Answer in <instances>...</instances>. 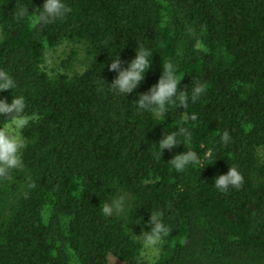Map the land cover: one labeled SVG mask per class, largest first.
Listing matches in <instances>:
<instances>
[{"label":"trees","instance_id":"1","mask_svg":"<svg viewBox=\"0 0 264 264\" xmlns=\"http://www.w3.org/2000/svg\"><path fill=\"white\" fill-rule=\"evenodd\" d=\"M42 3L0 0V70L34 116L22 167L0 177V264H264V0H65L62 19L18 15ZM64 42L84 46L86 66L50 75L46 57ZM138 44L153 51L151 68L133 93H114L108 64L118 52L131 60ZM166 61L186 95L192 81L205 93L138 112ZM179 128L201 161L181 172L168 160L185 146L159 155L156 145ZM229 166L244 182L218 191L212 181ZM121 198L118 212H102ZM157 211L170 232L144 263L136 235Z\"/></svg>","mask_w":264,"mask_h":264},{"label":"clouds","instance_id":"2","mask_svg":"<svg viewBox=\"0 0 264 264\" xmlns=\"http://www.w3.org/2000/svg\"><path fill=\"white\" fill-rule=\"evenodd\" d=\"M68 11L69 8L65 0H43L42 5L32 12H29L27 6L20 5L18 15L27 17L32 23H47L62 19ZM152 54L153 51L150 48L140 44L135 49V55L131 60H121L119 52L114 54L108 64L109 70L116 73L111 83H107L110 90L125 96L138 89L151 68ZM122 65L126 66L122 67ZM181 79L176 65L171 61H166L162 66V72L157 82L152 84L145 93H138V99L135 100L137 111L161 115L174 102L178 106H183L189 101L195 103L208 87L204 82L192 81L190 94L186 95L185 91L180 88ZM16 88L15 79L9 73L0 70V92L12 91L10 102L6 97L0 96V118H2L0 119V177H6L10 171L19 170L22 167V155L26 148L23 130L34 119V116L26 112L25 96L13 94ZM192 119L195 120L196 117L192 116ZM229 138L227 132L221 137L224 142H227ZM190 142V133L184 128H179L164 132L156 145L160 155L163 150H172L180 144L186 148ZM168 162L177 172L186 170L190 165L201 163L197 154L187 148L184 152L174 154ZM212 182L218 191L224 192L229 188L241 187L244 177L237 167L229 166L225 174L216 176ZM113 206V204L106 202L102 212L105 215L110 214L113 211ZM115 206L120 207L119 203H116ZM147 225L148 230L143 231L138 236L141 238L143 247L155 254L164 238L169 235L170 229L163 222L158 211L151 212Z\"/></svg>","mask_w":264,"mask_h":264},{"label":"rangeland","instance_id":"3","mask_svg":"<svg viewBox=\"0 0 264 264\" xmlns=\"http://www.w3.org/2000/svg\"><path fill=\"white\" fill-rule=\"evenodd\" d=\"M2 38V32L0 31V40ZM71 53L74 54V59L71 62V65L68 69H65L61 66V63L67 59ZM87 63V57L85 54L84 46L82 44H73L71 42H64L58 47H56L53 51L48 53L46 57V61L44 64L45 70L50 75H55L56 73H66L71 74L74 71H82ZM126 198V197H125ZM113 199L111 200V204H113V211L118 212L121 208L124 207L126 199ZM116 203H119L120 207L117 208L115 206ZM137 234L136 238H140ZM162 245V244H161ZM161 245L158 248V251L153 254L151 251L146 250L143 247L142 251V259L144 263H151L155 259H157L161 252ZM110 264H120L116 259L110 258Z\"/></svg>","mask_w":264,"mask_h":264}]
</instances>
